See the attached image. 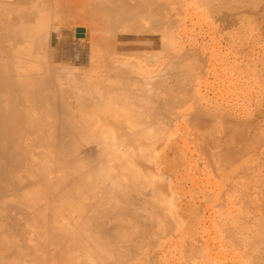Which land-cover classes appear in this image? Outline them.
<instances>
[{
  "label": "rangeland",
  "instance_id": "obj_1",
  "mask_svg": "<svg viewBox=\"0 0 264 264\" xmlns=\"http://www.w3.org/2000/svg\"><path fill=\"white\" fill-rule=\"evenodd\" d=\"M164 1L172 10L168 16L174 19V22L172 19L173 28H177L167 27L166 29L163 25L160 32L164 33L167 30L169 34L177 33L178 41L170 39L169 36L162 38L164 42H167L163 44L164 48H158L165 49L164 57L146 66L141 57H134L140 56L139 54L115 55L110 60V64L114 61L116 65L118 61H123L125 65L120 62L122 64L120 68H126L125 73H120V76L116 72L113 73V70L105 71L103 74L107 75V79H104L103 83L102 79H99L100 83L96 82L95 69L90 67L88 62L92 50L87 43V37L77 36L78 27H59L58 32L63 38L61 44L64 43L69 50H73L71 51L74 61L81 58L80 63H68L72 70L76 67L79 69L71 70L72 72L70 71L68 75L69 77L72 75L71 79L74 78L75 84L67 87L71 90L68 101L72 109L69 110V104L65 105L69 107L65 108L67 109L65 112L77 114L78 103L81 107L85 105L83 107L86 110L94 107L93 109L97 110L96 113L99 115L97 119L99 118L100 125L98 123L97 127L99 125L98 130H101L99 132L103 135L102 137L105 139L104 135L107 133L110 136V138L107 137L108 143L112 142L110 139L113 138L115 142H118V144L114 142L115 146H119L118 148H121L120 145L124 146L123 152L126 149L129 151H126L125 160L119 156L120 162L124 163L128 171L123 169L125 175L130 179L131 171L138 172L141 181L139 185H129L125 190L120 191L123 193L117 196L119 200L115 197L117 202L109 203L110 207L115 202L121 203L118 204L119 206L114 204L115 207L113 206L112 209L115 211L110 210V207L107 210L105 203L102 205L103 209L100 205L101 210L98 207L90 211L91 215L97 216L96 214L101 213L99 217L97 216L100 220L102 219L99 227H101L100 230L103 228L102 232H106L104 236L101 234L102 240L106 241L107 247L111 249L110 252L117 261L110 264H264V0ZM149 6L154 7L151 4ZM222 14L227 15V23L219 19ZM153 15V18L155 16L164 18L156 12ZM136 16L139 19L132 18V22H134L133 19L145 21V18L140 17L141 14ZM168 16H165V19H169ZM131 20L121 21L120 24H130ZM120 26L118 30L125 31L124 27ZM179 28L186 31L180 32L182 35L178 34ZM151 32L155 35L159 34L156 30ZM157 44L154 48L147 46V50L143 49L153 51L159 46V43ZM148 47L153 50H149ZM159 49H157L158 52L161 51ZM212 49L214 52L211 51ZM175 50H181L179 54L196 52L195 54L200 53L202 57H209V65L204 67L208 68V71L198 76L200 65L193 57L182 58L177 54L176 56L181 59L173 61L171 55ZM63 62L62 65L67 64L65 60ZM88 65L89 68H87ZM117 65L120 66V64ZM136 73L141 74V76L139 74L140 79L144 76L146 82L142 79L143 83L140 84L141 80L138 78L132 83ZM123 79L132 80L125 82L126 85L121 82L124 81ZM78 84L79 86L83 84L84 88L81 89ZM144 84L148 87L147 95L143 94L146 91L145 87L143 88ZM134 85L142 87L141 91H138L139 94L134 92ZM156 85L161 86L162 89L157 88ZM143 90L145 91L141 93ZM148 91L153 92L148 93ZM112 92L113 95H121L125 99L126 95L129 96L128 98L141 97V99L138 100L139 103L132 102L126 110L118 104L117 100H115L116 103L112 100L114 105L112 104ZM90 93L92 98L85 100ZM96 93L101 94L100 100L93 95ZM73 94L77 100L75 98L71 100ZM148 94H151L149 99ZM131 95L137 97H131ZM154 96L156 98L159 96L160 101L169 100L168 105L163 107L157 103L160 106L154 107L141 102L143 97V100L148 102L152 97L155 99ZM79 99L85 101L82 103L78 101ZM153 100L154 103L155 100ZM70 101H74V104ZM76 101H78L77 104H75ZM196 104L205 110V115L194 114L193 107ZM103 107L107 109L104 110ZM150 107L156 109L152 110ZM128 112H134L140 116L139 120H135L139 127L136 128L137 132L150 133L146 138L145 136L142 138L141 145L134 144L132 139L125 140L120 136L121 131L115 125V121L121 118L124 123L128 120L129 125L128 122L131 119L128 118ZM78 120L77 123L85 125L83 127L86 131L88 126L86 127L84 120L82 118ZM165 120H170V124H164ZM94 121L90 122L91 130L94 129ZM94 123L96 126V121ZM98 130L96 134L99 133ZM108 131L113 132L112 138ZM130 131L127 128L129 134H131ZM157 136L161 140L159 137L158 140ZM155 139L161 141V144L158 149H154L156 154L154 156L150 144L155 142ZM107 141L103 140L105 143ZM147 142L150 143V149H147ZM121 150L118 153H121ZM128 155L130 157L134 155L131 159L135 161L132 162ZM147 155L149 160L145 159ZM145 175H147L146 178ZM141 177L145 179V183ZM110 199L107 204L109 201L112 202ZM13 216L17 222L22 217L15 211ZM20 223L24 221L20 219ZM98 225L94 222V227ZM26 227L30 228L29 225ZM94 232L97 235L98 231L94 230ZM77 252H79L78 249L70 248L65 251V254L75 260L79 256Z\"/></svg>",
  "mask_w": 264,
  "mask_h": 264
},
{
  "label": "bare ground",
  "instance_id": "obj_2",
  "mask_svg": "<svg viewBox=\"0 0 264 264\" xmlns=\"http://www.w3.org/2000/svg\"><path fill=\"white\" fill-rule=\"evenodd\" d=\"M129 4L132 5L129 6ZM150 4L154 7H150ZM151 8L153 10H150ZM155 12L160 17L164 16V18H157L156 16V18H153ZM171 12L172 10L164 0H0V264H110L113 261V263L117 262L112 252H110L111 249L109 250L107 247L106 241L103 242L104 240H102L106 232H102L103 228L100 230L101 227H99V222L102 219L100 220L98 217L101 213L96 214L97 217L94 216L95 214L91 215L90 211L100 208L105 203L106 209H109V203L119 200L117 196L123 193H120V191L125 190L129 185L141 184L140 176L137 174L138 172L132 173L129 169L131 177L130 179L127 178L123 171V169L127 171L126 167L123 162H120L119 156L122 157V160H125V154L127 155L126 151L128 150L126 149L123 152L124 146L120 145L121 148H118L119 146L114 145L116 140L112 138L113 132L108 131L111 134L112 139L110 141L112 140L113 144L112 142L108 143L107 137L109 135L107 133L104 135L106 136L105 139L102 137L101 130H98L100 120L97 119L98 113H96L97 110H94V107L86 110L83 107L85 105L82 108L81 105H78L79 103L77 104L78 101L83 103V101L92 98V92L87 99L76 101L77 114L74 112V114L69 113L72 109V105L70 106L68 101L71 90L67 87L73 86L75 81L74 78L71 79L72 75L68 76L72 70L68 63H80L81 58L77 61L73 60V50L71 48L72 51L69 50L66 44H61L63 38L58 30L61 26H74L82 31L81 35L87 37V43H89L92 50L88 62L90 67L95 69L96 82L100 83L99 79H102L103 83L104 79H107V75L103 74L105 71L113 70V73H125L126 68H120L124 63L123 61L120 60L122 64L119 61V63L117 62L120 66L115 65L114 61L110 64V60L115 55L139 54L140 56L134 57H141L145 66L164 57L165 49L159 48H162L167 41L164 42L165 40L162 38L165 39L169 36L170 39L178 41L177 33L169 34L167 30V33L166 31L164 33L160 32L163 25L166 26V29L167 27L173 28L174 19L172 18V22V19L168 16ZM140 14L142 15L140 17L145 18L144 22L136 20L138 18L136 15ZM130 16L132 17L130 18ZM165 16H168L169 19H165ZM132 18H136L133 19L134 22H132ZM129 19L131 20L130 24H120L121 21L128 22ZM219 19L227 23L226 14H222ZM119 26H123L125 31L120 32L118 30ZM152 30L158 31L159 34L158 32V35L153 34ZM180 30L178 34H181L184 30L186 31V29ZM158 38L162 39V42ZM157 43H159V46L154 51L153 48L158 45ZM147 46H152L153 48L148 47V49L153 51H146ZM143 48H146V50ZM157 49L161 51L158 52ZM180 52L181 50L173 52L174 56L171 55L173 58L170 56L173 61L179 60L181 57L184 58V56L187 58L193 57L200 65L197 72L198 76L208 71V68L205 69L204 67L207 66L209 57H202L200 53L195 54L196 52H185V55L179 54ZM177 54L181 57L176 56ZM63 60L67 64L62 65ZM77 68L79 69V67ZM87 68H89V65ZM139 74L134 79L132 78L133 80H129L134 83V80L141 78L142 73L140 76ZM142 79H140V84L143 83ZM125 80L121 82L129 81L128 79ZM187 80L191 81V79ZM144 81L146 82V80ZM185 82L187 83V81ZM127 83L125 84L127 85ZM82 85L79 86L78 84L81 89L84 88ZM134 86V92L136 93L142 89L139 85ZM145 86L144 84L143 88ZM146 88L148 87H145V90ZM160 88L162 89L161 86ZM146 93L147 90L143 94L147 95ZM78 94L80 95V93ZM124 94L122 93V95ZM93 95L100 100L101 94L96 93V95ZM149 96L151 98V94H148V99ZM123 97L113 95L111 101L117 100L119 105L128 110L132 102L135 104L136 101L141 99V97H138L139 99L128 98L129 96L126 95V100ZM74 98L71 100H77V98ZM143 99L141 102H145V105L154 107L160 106L157 103L164 107L169 102L166 99L160 101L159 96L155 99L152 97L151 101L148 102ZM114 101H112V104ZM72 102L74 104V101ZM68 104L70 108L67 107ZM144 104L142 106H145ZM65 105L67 106L65 107ZM65 108H69L70 111L65 112L67 110ZM103 108L104 110L107 109ZM151 109L156 108L152 107ZM193 110L194 114L198 116L206 114L205 110L198 104L194 105ZM127 114L129 120H132V122L131 120L128 122L129 125L127 124L128 120L124 123L121 121L122 118L116 120L115 125L120 129V136L124 137L125 140L132 139L134 144L141 145L142 138L144 136L146 138L147 134L150 133L137 132L136 130L139 127L138 122L135 120H139L140 116L134 112H128ZM78 118H82L86 123V127L88 126L86 131L83 127L85 125H80V122V124L77 123ZM91 121H94V129L92 130L89 128ZM163 122L164 124H170L171 121L165 120ZM127 128L131 130V134L127 132ZM97 130L100 131L98 134H96ZM137 133H139L138 136H136ZM157 139L154 140L155 142L149 143L152 145L153 151L151 152L153 155L155 154L154 149H158L161 144V141H158L160 137ZM116 143L118 144V142ZM142 145L146 146L145 144ZM139 147L142 148V146ZM148 147L147 149H150ZM120 149H122L121 153H118ZM145 152L141 153L144 154ZM148 155L145 158L146 160L150 159H147ZM133 156L128 155L130 159ZM142 157L144 156L142 155ZM136 158H139V156H136ZM131 160L132 162L135 161L134 159ZM139 167L141 169V166ZM147 175H145V178ZM142 177L141 179L145 183V179ZM115 197H117V200H115ZM92 198L94 199L92 200ZM109 199L112 202L109 201L107 204ZM114 204L111 205L114 206ZM118 204L115 205L119 206L121 203ZM113 206L110 207V210ZM167 206L169 208V205ZM14 211L22 216L20 219L24 223L21 224L20 219L17 222V219L13 216ZM93 218L95 221L92 220ZM93 221L96 225H99L94 227ZM26 225H29L30 228L27 229ZM94 230L98 231L97 235ZM70 248L79 250L76 253L79 255L77 259H70L66 256L65 251Z\"/></svg>",
  "mask_w": 264,
  "mask_h": 264
},
{
  "label": "water",
  "instance_id": "obj_3",
  "mask_svg": "<svg viewBox=\"0 0 264 264\" xmlns=\"http://www.w3.org/2000/svg\"><path fill=\"white\" fill-rule=\"evenodd\" d=\"M81 34H82L81 30H78V34L77 35L78 36H82Z\"/></svg>",
  "mask_w": 264,
  "mask_h": 264
}]
</instances>
